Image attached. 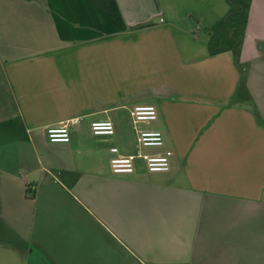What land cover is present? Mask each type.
I'll use <instances>...</instances> for the list:
<instances>
[{"label":"crops","instance_id":"0c3cea01","mask_svg":"<svg viewBox=\"0 0 264 264\" xmlns=\"http://www.w3.org/2000/svg\"><path fill=\"white\" fill-rule=\"evenodd\" d=\"M208 1L0 0V264H264V0L240 53L258 119L231 105L232 53L173 34ZM136 105L157 109L138 128L163 134L143 152L171 151L167 173L111 172Z\"/></svg>","mask_w":264,"mask_h":264},{"label":"built area","instance_id":"2783aa9c","mask_svg":"<svg viewBox=\"0 0 264 264\" xmlns=\"http://www.w3.org/2000/svg\"><path fill=\"white\" fill-rule=\"evenodd\" d=\"M133 128L136 132L137 152L129 156H115L110 161L113 174H132L137 165L142 163L148 173H167L170 170L172 152L165 150L159 154H146V149H161L164 146L163 134L155 130H141L139 125L150 124L157 120V109L153 105H136L131 110ZM78 119H73L59 126L45 129V136L49 143L66 144L70 141L71 127H76ZM93 136H113L114 126L111 121H96L90 124ZM117 149L112 148L111 153L117 154Z\"/></svg>","mask_w":264,"mask_h":264},{"label":"rangeland","instance_id":"374dc122","mask_svg":"<svg viewBox=\"0 0 264 264\" xmlns=\"http://www.w3.org/2000/svg\"><path fill=\"white\" fill-rule=\"evenodd\" d=\"M206 4L209 6L205 8H199V6L191 8V11L196 15L203 17L201 21L191 17L185 22L173 25V34L180 35L181 41L185 45L195 48L199 52L202 50L205 52L217 51L228 46L225 33L228 36L229 30L226 26L220 30L217 27L229 11L227 2L225 0H209ZM178 9L183 10L182 7H178ZM176 27L180 28L181 32L176 30Z\"/></svg>","mask_w":264,"mask_h":264},{"label":"trees","instance_id":"16d2710c","mask_svg":"<svg viewBox=\"0 0 264 264\" xmlns=\"http://www.w3.org/2000/svg\"><path fill=\"white\" fill-rule=\"evenodd\" d=\"M225 1L229 6V11L226 17L217 25V27L218 30H220L222 27L226 26L229 30L228 36L227 33H225V39L228 43L226 49L232 53L234 64L240 73L239 87L237 89V94L231 99V105L239 102L246 104L249 110L258 119V114L255 110L253 101L251 100L245 87V70L240 63L241 44L245 33L250 0ZM216 52V50H211L209 53L210 55H214Z\"/></svg>","mask_w":264,"mask_h":264}]
</instances>
